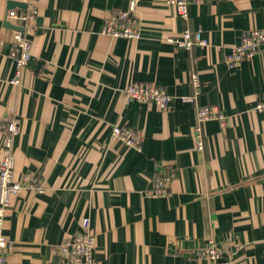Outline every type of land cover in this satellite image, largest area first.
Wrapping results in <instances>:
<instances>
[{
  "label": "crops",
  "instance_id": "obj_1",
  "mask_svg": "<svg viewBox=\"0 0 264 264\" xmlns=\"http://www.w3.org/2000/svg\"><path fill=\"white\" fill-rule=\"evenodd\" d=\"M129 4L0 0V160L6 120L16 117L14 178L25 185L6 210V264H69L60 246L84 217L96 236L93 264H212L203 255L210 241L229 264H264V111L253 110L264 96V43L228 65L245 32L264 30V0H190L188 20L172 0H141L139 40L105 34ZM33 6L27 25L7 18ZM15 28L32 42L20 84ZM186 29L207 45L170 41ZM193 74L197 105L227 116L202 124L203 150L196 107L180 99L195 93ZM133 83L165 88L170 108L127 102ZM115 126L139 131L142 150L114 137ZM169 172L167 194L153 196L154 180Z\"/></svg>",
  "mask_w": 264,
  "mask_h": 264
},
{
  "label": "built area",
  "instance_id": "obj_2",
  "mask_svg": "<svg viewBox=\"0 0 264 264\" xmlns=\"http://www.w3.org/2000/svg\"><path fill=\"white\" fill-rule=\"evenodd\" d=\"M141 0H130L127 11L113 13L107 20L104 28L105 34H110L116 38H125L129 40H139L141 38L140 22L137 16V9ZM190 0H172L177 14L184 20H188V4ZM38 10L33 6L30 14L21 15L15 10L9 11L7 18L11 20H20L27 25L30 20L35 19ZM14 49L12 58L16 64V77L12 81L14 84H20L22 70L26 68L32 58V42L27 33L22 30H16L14 35ZM171 42L177 46L190 50L196 44L206 46L204 40H196L190 29L184 30L180 38L172 39ZM264 43V30H250L243 34L241 43L232 48L228 56V65L237 67L243 59L252 57L259 52ZM192 84L195 88L193 95L182 96L180 99L183 103H189L196 107L197 126L195 129L198 150H203L202 141V124L209 120H217L222 125L226 123L227 116L218 106L214 105H197V99L200 94L201 81L197 74L192 75ZM127 102L137 101L141 103H155L163 110H168L172 101V96L168 91L155 84L133 83L129 85L125 92ZM255 112L264 111V96L253 108ZM6 140L4 142V156L0 160V264H6L7 253L9 250L8 240L4 235V220L6 210L11 204V198L19 194L24 182L15 180L14 167L15 157L13 154V137L19 131V120L16 117H8L4 127ZM113 136L121 140L130 148L138 151L142 150L144 138L142 134L132 128L115 126ZM173 179V173H164L158 176L153 182L151 194L153 196H164L167 194V188ZM40 192L43 186L40 184L36 187ZM96 249V236L91 229V220L84 217L81 223V231L66 240L60 246V253L69 264H93L94 253ZM203 255L212 261V264H229L222 260V248L215 242L210 241L203 250Z\"/></svg>",
  "mask_w": 264,
  "mask_h": 264
},
{
  "label": "water",
  "instance_id": "obj_3",
  "mask_svg": "<svg viewBox=\"0 0 264 264\" xmlns=\"http://www.w3.org/2000/svg\"><path fill=\"white\" fill-rule=\"evenodd\" d=\"M9 27H11V28H12V26H11V25H9ZM15 29H17V30H22V28H15Z\"/></svg>",
  "mask_w": 264,
  "mask_h": 264
}]
</instances>
